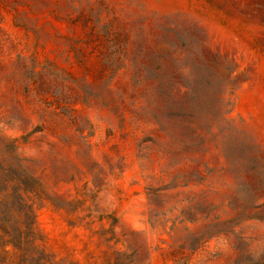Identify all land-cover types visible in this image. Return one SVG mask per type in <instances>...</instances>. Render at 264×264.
<instances>
[{
  "label": "rangeland",
  "instance_id": "1",
  "mask_svg": "<svg viewBox=\"0 0 264 264\" xmlns=\"http://www.w3.org/2000/svg\"><path fill=\"white\" fill-rule=\"evenodd\" d=\"M0 203V264H264V0H0Z\"/></svg>",
  "mask_w": 264,
  "mask_h": 264
},
{
  "label": "trees",
  "instance_id": "2",
  "mask_svg": "<svg viewBox=\"0 0 264 264\" xmlns=\"http://www.w3.org/2000/svg\"><path fill=\"white\" fill-rule=\"evenodd\" d=\"M0 229L3 231V233L0 234V239L3 243V250L1 252L2 255L9 254L11 252L9 247H12L13 250L22 251L25 250L27 247L36 246L34 222L27 224L26 222L13 220L11 216H9V214H5L1 203ZM27 256V254L23 255V258H29Z\"/></svg>",
  "mask_w": 264,
  "mask_h": 264
}]
</instances>
